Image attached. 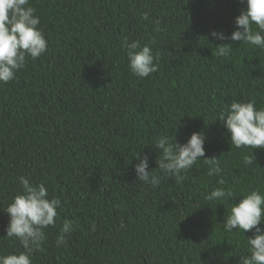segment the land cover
<instances>
[{
  "label": "trees",
  "instance_id": "1",
  "mask_svg": "<svg viewBox=\"0 0 264 264\" xmlns=\"http://www.w3.org/2000/svg\"><path fill=\"white\" fill-rule=\"evenodd\" d=\"M30 6L48 48L0 84V255L23 251L6 237L5 211L24 176L62 204L32 264H240L252 233H228L222 225L232 203L248 191L264 192V150H253V164L245 165L251 149L233 146L217 119L233 101L264 107V50L208 34L230 35L242 0H30ZM125 38L159 54L156 73H131ZM220 43L232 45L228 56L216 55ZM193 132L206 136L200 159L219 158L220 175L209 176L210 165L198 160L180 184L163 177L152 188L137 180L133 156L147 155L148 170L158 173L162 157L151 144L164 135L183 144ZM218 187L230 189L232 201L205 199ZM65 220L78 226L56 247Z\"/></svg>",
  "mask_w": 264,
  "mask_h": 264
},
{
  "label": "clouds",
  "instance_id": "2",
  "mask_svg": "<svg viewBox=\"0 0 264 264\" xmlns=\"http://www.w3.org/2000/svg\"><path fill=\"white\" fill-rule=\"evenodd\" d=\"M242 2L245 8L234 19L235 30L230 35L213 30L208 36L212 40L239 41L264 50V0ZM141 19L148 20L149 14L142 13ZM39 25L40 17L30 6V0H0V84L15 80L27 59L34 60L46 53L48 42ZM253 25L257 30H253ZM228 45L231 44L216 46V55L228 56L233 50ZM123 47L133 75L146 78L158 71L159 54L153 53L150 44L142 45L140 40L128 41L125 38ZM217 120L226 128L233 146L251 149L243 163L253 164V150H264V107L257 108L254 100L233 101L225 111L218 113ZM205 142L206 136L202 132H193L183 144H179L174 135L171 139L167 135L159 136L151 144L161 153L162 158L156 161L159 172L149 171L148 156L137 153L133 156L138 161L133 166L137 180L152 188L159 187L163 177L175 178V182L180 184L198 160L210 165L209 176L220 175L223 170L219 166V158L200 159L205 157ZM18 182L21 191L12 198L5 211L9 217L6 237L14 238L23 251L0 255V264H32L33 253L43 251L46 229L56 226L57 209L62 207L61 200L50 197L43 183L33 184L24 176L18 177ZM218 183L223 185L225 181L221 178ZM232 198L233 192L223 187L213 189L205 197L221 205L232 201ZM76 226L78 221L65 220L56 236L55 246L66 245ZM222 229L228 233L239 231L242 235L251 232L247 238V255L240 256V264H264V192L258 189L248 191L238 203H232ZM92 230H95L94 225Z\"/></svg>",
  "mask_w": 264,
  "mask_h": 264
}]
</instances>
